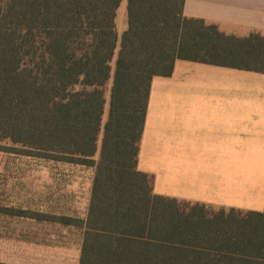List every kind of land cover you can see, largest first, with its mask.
Instances as JSON below:
<instances>
[{"label":"trees","instance_id":"obj_1","mask_svg":"<svg viewBox=\"0 0 264 264\" xmlns=\"http://www.w3.org/2000/svg\"><path fill=\"white\" fill-rule=\"evenodd\" d=\"M123 2L0 0V154L95 169L86 221L0 213L82 229L79 264H264V212L182 209L138 169L154 78L179 60L264 74V36H226L186 0H127L120 41Z\"/></svg>","mask_w":264,"mask_h":264},{"label":"crops","instance_id":"obj_2","mask_svg":"<svg viewBox=\"0 0 264 264\" xmlns=\"http://www.w3.org/2000/svg\"><path fill=\"white\" fill-rule=\"evenodd\" d=\"M184 14L226 36H264V0H186ZM90 169L88 211L95 178ZM138 169L152 178L158 196L216 210L264 212V74L179 60L171 77H155ZM67 178L84 186L82 177ZM88 211L85 218L36 214L86 221ZM55 223L81 230L83 244L82 229Z\"/></svg>","mask_w":264,"mask_h":264},{"label":"rangeland","instance_id":"obj_3","mask_svg":"<svg viewBox=\"0 0 264 264\" xmlns=\"http://www.w3.org/2000/svg\"><path fill=\"white\" fill-rule=\"evenodd\" d=\"M128 25L127 1L124 0L117 19L121 41L123 27ZM116 57L112 63L115 71ZM114 74V73H113ZM113 80L106 89L107 111ZM101 145V139H100ZM1 147L8 146L0 143ZM98 154L96 160H99ZM93 170L36 158L0 154V209H15L50 215L85 218L89 201L88 183ZM82 177L69 183V175ZM70 184L71 187H68ZM182 209L192 205L179 202ZM203 206V205H202ZM206 208L209 216L220 210ZM82 244L81 230H67L55 222H37L28 218L9 217L0 213V264H78Z\"/></svg>","mask_w":264,"mask_h":264}]
</instances>
